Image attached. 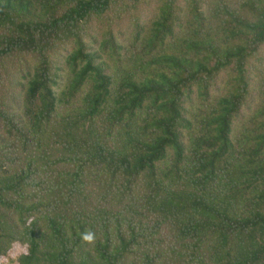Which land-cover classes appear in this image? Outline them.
Returning a JSON list of instances; mask_svg holds the SVG:
<instances>
[{"label":"trees","instance_id":"16d2710c","mask_svg":"<svg viewBox=\"0 0 264 264\" xmlns=\"http://www.w3.org/2000/svg\"><path fill=\"white\" fill-rule=\"evenodd\" d=\"M264 264V0H0V264Z\"/></svg>","mask_w":264,"mask_h":264},{"label":"rangeland","instance_id":"374dc122","mask_svg":"<svg viewBox=\"0 0 264 264\" xmlns=\"http://www.w3.org/2000/svg\"><path fill=\"white\" fill-rule=\"evenodd\" d=\"M3 264H12L11 262H8V263H3Z\"/></svg>","mask_w":264,"mask_h":264}]
</instances>
